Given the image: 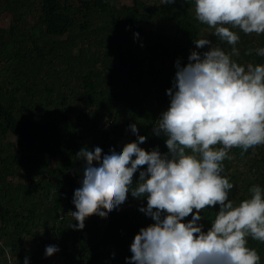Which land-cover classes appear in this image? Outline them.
Returning a JSON list of instances; mask_svg holds the SVG:
<instances>
[{
    "label": "trees",
    "instance_id": "1",
    "mask_svg": "<svg viewBox=\"0 0 264 264\" xmlns=\"http://www.w3.org/2000/svg\"><path fill=\"white\" fill-rule=\"evenodd\" d=\"M264 264V0H0V264Z\"/></svg>",
    "mask_w": 264,
    "mask_h": 264
},
{
    "label": "rangeland",
    "instance_id": "2",
    "mask_svg": "<svg viewBox=\"0 0 264 264\" xmlns=\"http://www.w3.org/2000/svg\"><path fill=\"white\" fill-rule=\"evenodd\" d=\"M140 264H190L179 257H172L163 251L150 246L143 241V251L141 253Z\"/></svg>",
    "mask_w": 264,
    "mask_h": 264
},
{
    "label": "built area",
    "instance_id": "3",
    "mask_svg": "<svg viewBox=\"0 0 264 264\" xmlns=\"http://www.w3.org/2000/svg\"><path fill=\"white\" fill-rule=\"evenodd\" d=\"M11 264V263H10Z\"/></svg>",
    "mask_w": 264,
    "mask_h": 264
}]
</instances>
